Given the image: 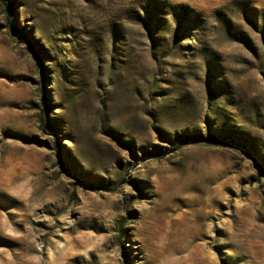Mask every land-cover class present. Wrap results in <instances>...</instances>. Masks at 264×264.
Instances as JSON below:
<instances>
[{"label": "rangeland", "instance_id": "374dc122", "mask_svg": "<svg viewBox=\"0 0 264 264\" xmlns=\"http://www.w3.org/2000/svg\"><path fill=\"white\" fill-rule=\"evenodd\" d=\"M0 264H264V0H0Z\"/></svg>", "mask_w": 264, "mask_h": 264}, {"label": "trees", "instance_id": "16d2710c", "mask_svg": "<svg viewBox=\"0 0 264 264\" xmlns=\"http://www.w3.org/2000/svg\"><path fill=\"white\" fill-rule=\"evenodd\" d=\"M6 2H7V0H5ZM22 40H23V38H22ZM58 142H56V144H57ZM106 190H111L110 188H106Z\"/></svg>", "mask_w": 264, "mask_h": 264}]
</instances>
